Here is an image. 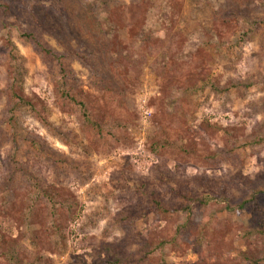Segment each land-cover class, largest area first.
I'll return each mask as SVG.
<instances>
[{"label":"rangeland","instance_id":"374dc122","mask_svg":"<svg viewBox=\"0 0 264 264\" xmlns=\"http://www.w3.org/2000/svg\"><path fill=\"white\" fill-rule=\"evenodd\" d=\"M0 264H264V0H0Z\"/></svg>","mask_w":264,"mask_h":264}]
</instances>
